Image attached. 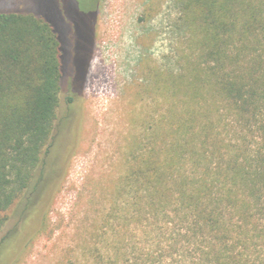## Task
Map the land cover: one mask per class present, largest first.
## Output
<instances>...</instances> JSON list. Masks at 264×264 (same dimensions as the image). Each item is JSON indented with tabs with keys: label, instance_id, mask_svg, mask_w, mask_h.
Segmentation results:
<instances>
[{
	"label": "trees",
	"instance_id": "1",
	"mask_svg": "<svg viewBox=\"0 0 264 264\" xmlns=\"http://www.w3.org/2000/svg\"><path fill=\"white\" fill-rule=\"evenodd\" d=\"M57 1L56 17L71 20ZM181 1L201 22L199 58L182 78L165 137L133 154L119 229L142 232L146 247L121 256L126 264H264V0ZM24 11L0 9V233L3 213L15 205L25 217L43 190L60 91L66 86L67 104L81 94L94 46L90 10L81 11L87 37L68 60L53 10Z\"/></svg>",
	"mask_w": 264,
	"mask_h": 264
},
{
	"label": "rangeland",
	"instance_id": "2",
	"mask_svg": "<svg viewBox=\"0 0 264 264\" xmlns=\"http://www.w3.org/2000/svg\"><path fill=\"white\" fill-rule=\"evenodd\" d=\"M53 1L0 0L10 12L53 10L48 13L67 33L66 60L87 37L90 17L82 8L94 14L83 90L67 104L62 86L44 188L25 217L15 205L3 213L0 238L8 237L0 264H126L121 252L146 243L142 232L134 238L119 229L128 220L120 197L125 175L137 166L134 153L161 142L169 110L182 105V78L199 58L201 22L187 16L181 0H65L62 12L71 17L65 22Z\"/></svg>",
	"mask_w": 264,
	"mask_h": 264
},
{
	"label": "flooded vegetation",
	"instance_id": "3",
	"mask_svg": "<svg viewBox=\"0 0 264 264\" xmlns=\"http://www.w3.org/2000/svg\"><path fill=\"white\" fill-rule=\"evenodd\" d=\"M77 9L79 10V8L77 7Z\"/></svg>",
	"mask_w": 264,
	"mask_h": 264
}]
</instances>
